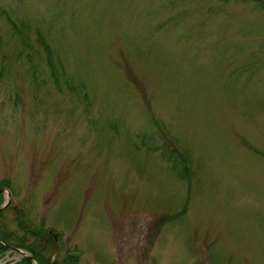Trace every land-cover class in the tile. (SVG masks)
Segmentation results:
<instances>
[{
  "label": "rangeland",
  "instance_id": "374dc122",
  "mask_svg": "<svg viewBox=\"0 0 264 264\" xmlns=\"http://www.w3.org/2000/svg\"><path fill=\"white\" fill-rule=\"evenodd\" d=\"M0 186L58 264H264V0H0Z\"/></svg>",
  "mask_w": 264,
  "mask_h": 264
},
{
  "label": "trees",
  "instance_id": "16d2710c",
  "mask_svg": "<svg viewBox=\"0 0 264 264\" xmlns=\"http://www.w3.org/2000/svg\"><path fill=\"white\" fill-rule=\"evenodd\" d=\"M174 155L176 156V158H177V160H178V162L179 163H181V164H185V161H184V158H183V156L180 154H178L177 153V150H175L174 149ZM184 170L186 171V173H184L183 175H182V177H183V179L187 176V174H188V167H187V165L185 164L184 165ZM0 187H2V186H0ZM2 194H0V205L2 204ZM0 215H1V212H0ZM172 217H173V215L172 216H166L165 217V222H168L169 220H172ZM21 225L23 226V228L26 230V231H28V232H30L31 234H33V235H36L38 238L40 237V238H42L43 239V244L45 245V247L49 244V243H53V239L50 237V235H46V236H44L45 234L43 233V231L42 230H36V229H30V227H27L24 223H22L21 222ZM3 238H4V240L5 241H7V242H9L10 241V239H9V237H8V235H3L2 236ZM14 246H16V247H19V248H23V249H26V250H28L29 252H31L35 257H36V259L38 260V262H39V264H58V262L57 261H53L52 260V258L50 259V258H48V259H46L44 256H43V254H41V249H38L40 246L42 247V245L41 244H38V246L37 247H35V245H27V243H26V238L24 237H22V238H18V241L17 242H14V244H13ZM40 245V246H39ZM8 250V246L7 245H5V243H3V242H0V256H2L6 251ZM68 261H67V264H77L76 262H78V258H77V256H73V255H70V256H68ZM18 264H34V262H33V260H32V258L31 257H29V256H25V257H23V259L22 260H20L19 262H18Z\"/></svg>",
  "mask_w": 264,
  "mask_h": 264
},
{
  "label": "water",
  "instance_id": "95a60500",
  "mask_svg": "<svg viewBox=\"0 0 264 264\" xmlns=\"http://www.w3.org/2000/svg\"><path fill=\"white\" fill-rule=\"evenodd\" d=\"M4 191H9L8 188H2L0 189V193L4 192ZM10 196H11V193H10ZM8 205V202H5L1 207H0V210L5 208L6 206ZM33 259L35 260V258L33 257Z\"/></svg>",
  "mask_w": 264,
  "mask_h": 264
}]
</instances>
